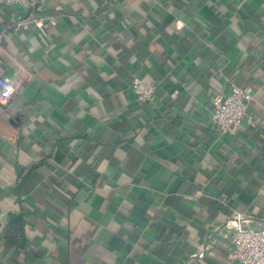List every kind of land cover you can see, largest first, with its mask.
<instances>
[{"label":"crops","instance_id":"crops-1","mask_svg":"<svg viewBox=\"0 0 264 264\" xmlns=\"http://www.w3.org/2000/svg\"><path fill=\"white\" fill-rule=\"evenodd\" d=\"M40 1L55 24L26 30L0 1V75L19 85L1 105L0 231L20 216L25 241L0 232V264H239L226 220L264 227V0ZM232 82L255 125L219 136L209 99Z\"/></svg>","mask_w":264,"mask_h":264},{"label":"built area","instance_id":"built-area-1","mask_svg":"<svg viewBox=\"0 0 264 264\" xmlns=\"http://www.w3.org/2000/svg\"><path fill=\"white\" fill-rule=\"evenodd\" d=\"M5 5H17L24 10L22 18L14 22L13 30H26L53 26L55 17L38 15L36 10L40 0H0ZM183 23L175 20V30L182 28ZM130 90L138 102L153 105L155 102L154 83L143 80L140 76L131 74L128 82ZM19 85L0 75V113L1 105L18 92ZM251 88L247 85L230 83L224 94L213 93L209 99V123L219 136L234 135L244 121L250 126L255 120L246 116V107L251 100ZM230 223V234L226 246V258L239 264H264V227L250 228L243 224L242 217L234 214L226 224Z\"/></svg>","mask_w":264,"mask_h":264},{"label":"trees","instance_id":"trees-1","mask_svg":"<svg viewBox=\"0 0 264 264\" xmlns=\"http://www.w3.org/2000/svg\"><path fill=\"white\" fill-rule=\"evenodd\" d=\"M232 83L237 84L235 82ZM23 225L24 223L20 216L10 215L6 226L3 227L2 231L0 232L2 236L6 238L7 241H10V243H12L13 245L16 244L21 245L22 243H25V241L23 240ZM12 233L19 234L17 240L14 237L12 238L11 236Z\"/></svg>","mask_w":264,"mask_h":264}]
</instances>
